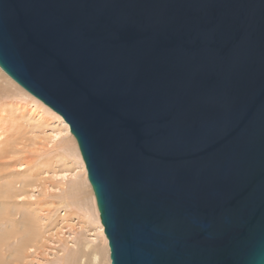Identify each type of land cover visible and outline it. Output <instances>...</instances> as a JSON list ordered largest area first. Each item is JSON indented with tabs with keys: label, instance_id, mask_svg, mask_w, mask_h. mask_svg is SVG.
<instances>
[{
	"label": "water",
	"instance_id": "95a60500",
	"mask_svg": "<svg viewBox=\"0 0 264 264\" xmlns=\"http://www.w3.org/2000/svg\"><path fill=\"white\" fill-rule=\"evenodd\" d=\"M0 68L69 124L112 264H264V0H0Z\"/></svg>",
	"mask_w": 264,
	"mask_h": 264
},
{
	"label": "rangeland",
	"instance_id": "374dc122",
	"mask_svg": "<svg viewBox=\"0 0 264 264\" xmlns=\"http://www.w3.org/2000/svg\"><path fill=\"white\" fill-rule=\"evenodd\" d=\"M19 87L16 86L15 84H13L12 82H10L5 77L4 73L1 72V70H0V128H1L0 134H2V136L0 137V141L3 140L4 137L11 135L12 132L15 133L13 129L17 125L16 124L17 118L20 117V116L19 117L17 116L18 114L24 115V113H26L28 115V114H30V113H28L29 107H32V106H33V108L35 107L34 101H35L36 97L34 98V96L32 94H30L28 91H26L24 88H22L21 86H19ZM13 103H15V105ZM18 104H19V106H18ZM20 106H22L21 110L19 108H17ZM11 109H14L12 113L10 112V111H12ZM16 109H17V112H16ZM22 109H25L27 111H25V110L22 111ZM10 113L12 115H10ZM22 117H24V116H22ZM47 117L51 118L49 121V122H51L50 126L44 127V126L39 125V127H36L37 130L35 129L36 134H38L39 136L42 135L41 137L45 138V139H48V138H46V136H48L50 133H54V132L57 133L58 132L57 130L61 131L62 130L61 127H63V124L60 123L59 120L52 113H49L47 115ZM2 119H3V121L5 120L6 122L5 121L3 122ZM24 119H22L21 121H25ZM13 120H15V122ZM26 120H28V119H26ZM4 124H6V125H4ZM7 125H8V127H7ZM6 129H7V131H6ZM10 130H13V131H10ZM66 139H67V135H63L60 137V139L57 141V143H56V141L54 142V144H53V142H51V144H50V142H48L49 147H51V153L49 152L50 153L49 154L47 152V154H45L41 157L37 154L39 157H37L36 159L34 158V159H35V162L39 161L36 164L41 166V165H45L42 163V161H45L46 160L45 157H47L48 155L49 156L47 157V159L52 158V157L55 158L58 155H60L56 159L52 158L51 162L49 161L48 165L46 167H44V169L45 168L46 169L47 168L52 169L49 172L50 174L46 173L47 175L46 174L45 175L51 176V175H55V174H59V173H61V175H62V174H65L66 172H68L69 175H68V178H66V179H68L67 180V189L70 192H72V191L74 192L76 190V195H75V198L72 200V203L75 202L76 204H78L81 207V209H79V211L76 209L75 214L73 213L71 215L70 220H67V222L63 223L61 221L62 213H64L67 208L66 207H57L55 209V207H56V205H55L53 207L52 211L50 212V214H47L48 217L50 218L48 224L46 225L47 231L45 234H46L47 241L43 242L41 244L39 243L40 245H37L36 247H34L33 250H31L29 253H27L25 255L22 254V256L21 255L16 256L15 255L16 254L15 249H16V246L18 245V242L20 243L21 241H24L25 243L32 244L33 239H34L33 234L35 235V232H36L35 225H32L29 229H27V231H25V228H24V225L26 226L28 224V221H30V218H31V217L28 218V215L29 216L32 215L30 213V211H32L31 205L27 202H31V203L34 202V200L37 198L38 195L42 201H47V200H50L51 198L50 197L44 198L42 195L44 192L43 190H40V189L34 190L32 188H28V192L24 193V195L17 197V198H13L14 200L12 199L13 201L12 200L10 201L12 204L11 216L15 219V223L17 224V227H18V228L15 227L16 229L15 228L14 229L15 230L19 229V230L15 231L14 229H11L12 226L10 225L9 222H5V223H7L8 226L6 224H4L3 222H0V229H1L0 230V237L2 238L3 236H6V240H7L6 243L8 242L7 244H5V246L3 245L4 247L0 246V247H2V248H0V264H65L66 263V257L69 255V253L76 250L77 247L82 248V245H85L86 243H91V245H93V248H91V250L89 252H87V254H86L87 261L85 262V264H111V262H110L111 259L109 258V255L106 253L105 245H104V242L102 240L101 234L99 232L100 227L96 224L98 218H97V213H96V209H95V201H94L95 198L93 196L94 192H93L92 188L89 187L91 185L86 184L84 182V179H83V174H82L83 173L82 172L83 167L81 164L82 161L80 158L81 153H80V150L78 149L79 147H77L76 141H75L76 145H74L73 143L66 141ZM63 141H65L66 143L64 144ZM29 149H32L31 146L26 148V152L24 155L27 154V151ZM59 149H60V151H59ZM33 155H35V154L30 153L31 157ZM68 159L70 162L68 161ZM11 167H13V166L10 165V168H7V169H11V170H9V171L6 170L7 173H5V174H8V172L13 171ZM15 170L16 169H14V171ZM17 170H18V168H17ZM53 172H54V174H53ZM73 172H76L75 176L73 175ZM71 173H72V175H71ZM70 175H71V177H70ZM4 177L6 178V177H8V175H4L3 178ZM3 178H2V180L0 178V185L1 186H3ZM59 178L53 177V179H52V177H49L50 180H53L52 182L56 181V179H59ZM73 179H75V181ZM6 180H7V178L4 179V181H6ZM48 185H50V189H51L53 187L54 183L49 182ZM19 186H20V184H19ZM33 193H34V195H32ZM30 195H32V197ZM12 202H14V203H12ZM24 202L27 203V204L25 203V206H24ZM56 202H59V201H56ZM3 204L4 203L2 202V200H0V216L2 214L3 209H5V208H3L4 205L7 206L6 204H4V205ZM35 206L37 207V205H35ZM28 207H30L29 208L30 211L28 210ZM17 208L19 210V214H15V211ZM85 210L89 211V214H88L90 216L89 218L84 217L85 216ZM45 213L43 212V214H45ZM99 216H100V213H99ZM32 218H33V215H32ZM27 219H28V221H27ZM101 224H102V222H101ZM6 226L9 227L10 230H9V228L7 230ZM103 229H104V227H103ZM5 232H8L9 233L8 235H10V236H8L7 233H5ZM10 232H12V233L10 234ZM13 232H16V233L14 234ZM3 233H5L6 235ZM56 233H57V236H56ZM58 233H60V234H58ZM12 235H15V236H13L14 240L13 239L10 240V238H9V237L12 238ZM22 235H23V237H21ZM59 235L61 236V241H59L60 239L57 238ZM95 254H98L97 260L93 259ZM64 258H65V262L63 263Z\"/></svg>",
	"mask_w": 264,
	"mask_h": 264
},
{
	"label": "bare ground",
	"instance_id": "6f19581e",
	"mask_svg": "<svg viewBox=\"0 0 264 264\" xmlns=\"http://www.w3.org/2000/svg\"><path fill=\"white\" fill-rule=\"evenodd\" d=\"M0 70H1V72L4 73L5 77L10 82H12L13 84H15L18 87L20 86L11 77H9L1 68H0ZM34 102H35V105H34L35 107L33 108V106H32V107H29V109H28V113H30V114L27 115L26 113H24V115H19V114L17 115L18 117L19 116L20 117L17 118V120H16V124L17 125L16 126L14 125L15 127H14L13 130H14L15 133L12 132L11 135H8V136L4 137L3 140L0 141V178H1V180H2L4 175H8V177H6L7 178L6 181H4V179H6V178L5 177L3 178V186L0 185V200H2V202L7 205V206H5L3 204L4 205L3 208H5V209L2 208L3 211H2V214L0 216V222H3L6 225H7V223H5V222H9L10 225L12 226L11 229H14L15 227L18 228L17 224L15 223V219L11 216V214H12L11 213L12 204H11L10 201L13 198H17V197H20V196L24 195V193L28 192V188H32L34 190H39V189L43 190L44 191L43 194H42L43 197L44 198L45 197H47V198L50 197L51 198L50 200L42 201L39 198V195L38 196L36 195L37 198L34 200V202H32V203L31 202H27V203H29L31 205L32 211L29 210L30 207H28V210L33 215V218H32V215L31 216L28 215V218L31 217L32 219L30 218V221H28V219H27L28 224L26 226L24 225V228H25V231H27V229H29L32 225H35L36 232H35V235L33 234L34 239H33V243L32 244L25 243L24 241H21L20 243L18 242V245L16 246V249H15V252H16L15 255L16 256H20V255L22 256V254L25 255V254L29 253L31 250H33L34 247H36L37 245H40L41 243L47 241L46 234H45L46 231H47L46 230V225L48 224L49 219H50L47 214H50V212L52 211V209H53V207L55 205H56L55 209L57 207H66L67 208L66 211L64 213H62L61 221L63 223L67 222V220H70L71 215L73 213L75 214L76 209L78 211H79V209H81V207L78 204H76L75 202L72 203V200L75 198V195H76V190L74 192L72 191L73 192L72 193V192H70L67 189V180L68 179H66V178H68V175H69L68 172H66L65 174H62V175H61V173H59V174H55V175H51V176H46L47 174H50L49 172L52 170L51 168H47V169L45 168L44 169V167H46L48 165V162L49 161L51 162V160L53 158V157L52 158H48L49 159L48 160L47 157L49 155L48 156L46 155L47 156V157H45L46 160L44 159L45 161H42V163L45 164V165H41L40 166V165L36 164L39 161L35 162V159L37 157H39V156L41 157V156L47 154V152L51 153V147H49V143L48 142H50V144H51V142H53V144H54V142L56 141V143H57V141L63 135H67L66 141H68L70 143H73L74 145H76L77 141H76L74 135L71 134V130H70L69 124L63 119V117L60 114H58L57 112L52 110L49 106L45 105L43 102H41L37 98H35ZM13 104L15 105V103H13ZM18 106H19V104H18ZM17 108H19L21 110L22 106L17 107ZM11 110L12 111H10V110L9 111L12 113L14 109H11ZM24 110L25 109H22V111H24ZM25 111H27V110H25ZM16 112H17V109H16ZM11 113H10V115H12ZM49 113H52L59 120V122L63 124V127H61L62 130L59 128L61 131L57 130L58 131L57 133L56 132L50 133L48 136H46V138H48V139H45V138L41 137L42 135L39 136L38 134H36L35 131L37 130L36 127H39V125L40 126H44V127L50 126L51 122H49V121H50L51 118L47 117V115ZM22 116H24V117H22ZM22 119H24L25 121H21ZM26 119H28V120H26ZM2 121H3V119H2ZM13 121L15 122V120H13ZM4 125H6V124H4ZM7 127H8V125H7ZM0 130H1V128H0ZM13 130H10V131H13ZM6 131H7V129H6ZM1 136H2V134H0V137ZM63 142H64V144L66 143L65 141H63ZM30 146H31L32 149H29L27 151V154L24 155L25 152H26V148L30 147ZM77 147H78V143H77ZM59 151H60V149H59ZM30 153L31 154H35V155H33L31 157ZM58 156H60V155H58ZM57 157H55L53 159H56ZM80 158H81V161H82L81 164H82V167H83V170H82L83 173L82 174H83L84 182L86 184H90L89 179H88V173H87L86 165H85V162H84L81 154H80ZM68 161H69V159H68ZM10 165L13 166V167H11L13 171H14V169H16V170L14 172L12 171V172H8V174H5V173H7V171L11 170V169H7V168H10ZM17 168H18V170H17ZM53 174H54V172H53ZM71 175H72V173H71ZM71 175H70V177H71ZM73 175L75 176L76 172H73ZM49 177H52V179H53V177H56V178L60 177V178L56 179V181L52 182L53 180H50ZM73 180L75 181V179H73ZM49 182L54 183V185H53V187L51 189H50V185H48ZM19 184H20V186H19ZM89 187L92 188V186H89ZM32 195H34V193ZM32 195H30V196L32 197ZM93 196L95 198L94 199V201H95V209H96L97 218H98L96 224L100 227V231L99 232H100L102 240L104 242L106 253L109 255V258H110V247H109L108 238H107V236L105 234V231L103 229L104 226L101 224V220H100V216H99V210H98L95 194H93ZM56 201H59V202H56ZM12 203H14V202H12ZM25 203L26 202H24V206H25ZM35 205H37V207ZM43 212L44 213L46 212V213L43 214ZM15 214H19L18 208L16 209ZM88 214H89V211L85 210V216L84 217L89 218L90 216ZM7 226H6V228L8 230L9 227H7ZM9 230H10V228H9ZM17 230H19V229H17ZM17 230H15V231H17ZM5 233H7V235L9 234L8 232H5ZM5 233H3V234H5ZM11 233L12 232H10V234ZM13 233L15 234L16 232H13ZM58 234H60V233H58ZM8 236H10V235H8ZM13 236H15V235H12V238L9 237L10 240L11 239L14 240ZM56 236H57V233H56ZM21 237H23V235ZM57 238H59L60 239L59 241H61V236L60 235ZM6 241H7L6 240V236H3L2 238L0 237V246L4 247L5 244L8 243V242L6 243ZM2 247H0V248H2ZM91 248H93V245H91V243H86L85 245H82V248L81 247H77L76 250H74L73 252L69 253V255L66 257V263L65 264H85V262L87 261L86 254H87V252H89L91 250ZM97 258H98V254H95L93 259L97 260ZM64 262H65V258L63 260V263Z\"/></svg>",
	"mask_w": 264,
	"mask_h": 264
}]
</instances>
